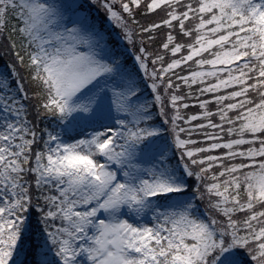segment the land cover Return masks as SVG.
Segmentation results:
<instances>
[{"label":"snow or ice","instance_id":"1","mask_svg":"<svg viewBox=\"0 0 264 264\" xmlns=\"http://www.w3.org/2000/svg\"><path fill=\"white\" fill-rule=\"evenodd\" d=\"M0 264H264V0H0Z\"/></svg>","mask_w":264,"mask_h":264}]
</instances>
